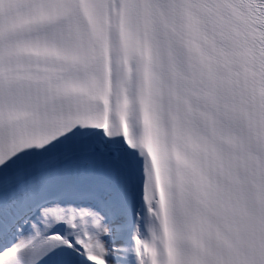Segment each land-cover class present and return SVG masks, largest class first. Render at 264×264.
<instances>
[{
    "label": "snow or ice",
    "instance_id": "snow-or-ice-1",
    "mask_svg": "<svg viewBox=\"0 0 264 264\" xmlns=\"http://www.w3.org/2000/svg\"><path fill=\"white\" fill-rule=\"evenodd\" d=\"M0 264H264V0H0Z\"/></svg>",
    "mask_w": 264,
    "mask_h": 264
}]
</instances>
